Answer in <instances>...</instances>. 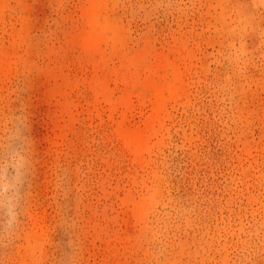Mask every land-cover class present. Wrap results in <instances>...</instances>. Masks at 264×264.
<instances>
[{
    "label": "rangeland",
    "instance_id": "1",
    "mask_svg": "<svg viewBox=\"0 0 264 264\" xmlns=\"http://www.w3.org/2000/svg\"><path fill=\"white\" fill-rule=\"evenodd\" d=\"M0 264H264V0H0Z\"/></svg>",
    "mask_w": 264,
    "mask_h": 264
}]
</instances>
